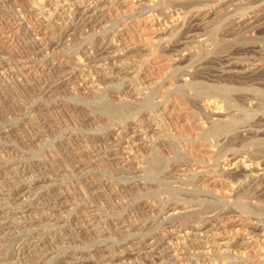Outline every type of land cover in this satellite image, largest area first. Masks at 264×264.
<instances>
[{"label": "rangeland", "instance_id": "374dc122", "mask_svg": "<svg viewBox=\"0 0 264 264\" xmlns=\"http://www.w3.org/2000/svg\"><path fill=\"white\" fill-rule=\"evenodd\" d=\"M0 264H264V0H0Z\"/></svg>", "mask_w": 264, "mask_h": 264}, {"label": "bare ground", "instance_id": "6f19581e", "mask_svg": "<svg viewBox=\"0 0 264 264\" xmlns=\"http://www.w3.org/2000/svg\"><path fill=\"white\" fill-rule=\"evenodd\" d=\"M103 105V104H102ZM104 107H106V109H108L109 111L112 109V107H111V105L110 104H107V105H105ZM114 110H115V108H114ZM113 112V111H112ZM226 125V124H225ZM216 133H218V132H216Z\"/></svg>", "mask_w": 264, "mask_h": 264}]
</instances>
